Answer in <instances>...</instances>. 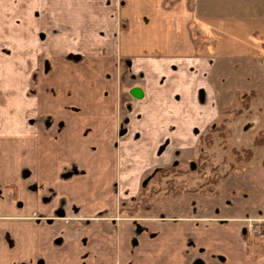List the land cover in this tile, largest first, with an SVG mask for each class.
I'll return each mask as SVG.
<instances>
[{
  "label": "crops",
  "instance_id": "0c3cea01",
  "mask_svg": "<svg viewBox=\"0 0 264 264\" xmlns=\"http://www.w3.org/2000/svg\"><path fill=\"white\" fill-rule=\"evenodd\" d=\"M250 1L0 0V61L35 63L0 117V264H264V159L143 196L217 126L213 46L264 27Z\"/></svg>",
  "mask_w": 264,
  "mask_h": 264
},
{
  "label": "rangeland",
  "instance_id": "374dc122",
  "mask_svg": "<svg viewBox=\"0 0 264 264\" xmlns=\"http://www.w3.org/2000/svg\"><path fill=\"white\" fill-rule=\"evenodd\" d=\"M253 3L256 10L262 2ZM259 9L255 15L264 14V6ZM250 21L231 23L213 46L221 49V56L217 57L212 78L219 113V130L213 132L212 144L202 135L194 158L155 173L143 191L149 200L157 192H210L228 173L264 159V27ZM34 66L31 61H0V117H13L11 110L19 104L29 107V87L35 85ZM260 141L262 144H258ZM251 234L258 240L264 230L260 237Z\"/></svg>",
  "mask_w": 264,
  "mask_h": 264
},
{
  "label": "trees",
  "instance_id": "16d2710c",
  "mask_svg": "<svg viewBox=\"0 0 264 264\" xmlns=\"http://www.w3.org/2000/svg\"><path fill=\"white\" fill-rule=\"evenodd\" d=\"M215 130H219L217 126H215L213 129H209L208 132L205 134V136L203 137V140L208 143L209 145L212 144V135L213 132ZM258 144H262V142L260 141ZM247 154L249 153L250 156L253 155V152L251 149H246L244 150ZM217 183V182H216Z\"/></svg>",
  "mask_w": 264,
  "mask_h": 264
},
{
  "label": "built area",
  "instance_id": "2783aa9c",
  "mask_svg": "<svg viewBox=\"0 0 264 264\" xmlns=\"http://www.w3.org/2000/svg\"><path fill=\"white\" fill-rule=\"evenodd\" d=\"M263 230H264V225L262 222H257L255 224H251L250 226V232L257 237H260L262 235Z\"/></svg>",
  "mask_w": 264,
  "mask_h": 264
}]
</instances>
